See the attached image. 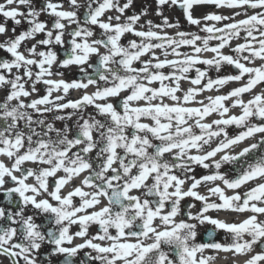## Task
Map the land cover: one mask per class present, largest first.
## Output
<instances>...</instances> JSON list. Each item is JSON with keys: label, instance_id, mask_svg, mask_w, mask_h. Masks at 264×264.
<instances>
[{"label": "snow or ice", "instance_id": "1", "mask_svg": "<svg viewBox=\"0 0 264 264\" xmlns=\"http://www.w3.org/2000/svg\"><path fill=\"white\" fill-rule=\"evenodd\" d=\"M155 2L162 23L128 14L134 0H0V264L264 262V0ZM163 7L197 30L169 34ZM70 66L77 78H53ZM205 224L223 239L197 242Z\"/></svg>", "mask_w": 264, "mask_h": 264}, {"label": "flooded vegetation", "instance_id": "2", "mask_svg": "<svg viewBox=\"0 0 264 264\" xmlns=\"http://www.w3.org/2000/svg\"><path fill=\"white\" fill-rule=\"evenodd\" d=\"M65 7H67L66 4H65ZM143 7H147L148 8V15H147V17L142 18L141 23H143L144 19H151L154 23H162L163 17L162 16H159V15H156V12H155V9L157 8V4H156L155 0H134V6H133V8L130 10V12L128 14H131V12H139L141 10V8H143ZM161 10L163 11L164 16H167L168 17V19H169L170 22L175 23L176 21H179V24H180V27L179 28L165 29V31H167L169 34H175V32H177V31H196L197 30L195 26L190 25L186 21V19L184 18L183 13H182V11H181L180 8H178V7H163ZM208 11H215V12L223 13L225 15H231L233 12L239 11V9H227V8L215 9V8H211V7H208V6H200V7H198L195 10V15L199 16L202 13L208 12ZM108 14L109 15H114L115 13H108ZM236 18L237 19H241L243 17H236ZM9 25L11 26V22H9ZM26 27H27L26 24H22L20 26L21 29H24ZM73 27H74V25H73ZM201 35H203V33H201ZM122 42H126L125 38H122ZM237 42H239V41H233L232 43L235 44ZM211 43L214 44L215 42L213 41ZM57 50L59 51V49H57ZM183 50L186 51L187 49L185 48ZM224 51H225V53H228L229 52V49L228 48H225ZM0 55H6V54L3 53V52H0ZM205 55L210 56L211 53H206ZM93 59H95V58L93 57ZM256 63L259 64V61H257ZM201 67H203V66H201ZM62 71L65 72L64 77L56 76V77H53V78H55V79L63 78L65 80H71V79H75V78H77L79 76V71H78V69H77L76 66H70L67 69H63ZM230 73L234 74L235 73V69L232 68L231 66L225 65L221 69L220 75L230 74ZM190 75L191 76H194L195 75L194 71L192 73H190ZM209 75L212 76L213 78H215L216 75H217V73L214 70H210L209 71ZM243 82L244 81H240V82H229L227 85L223 86L219 90V92H217L215 90L208 91V92H204L203 94H201L200 96H198L197 99H204V97H206V96H215L217 94H226L232 88H234L236 86H239ZM182 85L185 88H187L188 86H190L188 84V82H186V81L182 82ZM92 90H93L92 88H89L88 91L91 92ZM261 91H264V86L257 87L254 90V92H257V93L258 92H261ZM80 94L81 93L78 90H71L68 98L69 99H74V98H77ZM251 95L252 94H244L243 95V99L245 101H247L248 99L251 98ZM225 103H226V105L230 106L231 105V100L226 101ZM66 111H69V110H66ZM88 111H92V109L89 108ZM239 113H240V109L239 108H231L230 107V114H239ZM46 118L48 120H52L53 119V117H52L51 114H48ZM216 118H218V116L216 114H213L210 118H207V119L210 122L211 119H216ZM55 123H56V126L57 127H62L63 122L56 121ZM68 123L71 126L72 122L69 121ZM228 131H229L230 134H234L235 132L238 131V129H236L235 126H231V127H229ZM252 142H254V141L247 140V141L243 142L235 150L236 151H239L240 148L245 147L249 143H252ZM217 158H219V156ZM231 170H232V165H228V164L223 165L222 166V169H221V171L228 172L229 174H231ZM209 171L210 170L203 169L200 166H197L196 167V174H197V176L203 175V174H208ZM76 183H79V181H77ZM217 183H220V182H217ZM211 186H213V185H208V186H203L202 185L198 190L200 191L201 194L207 195V187H211ZM221 186L223 187L222 184H221ZM185 187H187V185H185ZM248 187H251V184H249ZM65 190H67V189H65ZM245 190H246V188L245 187H242L238 191H240L242 193ZM225 194L226 195H232L233 194V190L225 189ZM0 199H2V196H0ZM211 199L212 200H216L217 197H212ZM189 203H195L196 204V208L193 209L194 212L197 211L200 208V202L199 201H194L192 198H186L182 202V204H184V205H187ZM209 215H212L213 217H219V218L224 219V220H226L228 222H240L243 219H245L248 215H251V213H248V212H245V213H236V212H231V211H220V212L210 211L209 212ZM180 218L181 217H178L177 219H180ZM260 219H264V217H260ZM37 222L38 223L43 222V218L39 219ZM212 227L213 226H211L209 224H205V225H202V226H198L197 242H204V241L209 240V239L222 240L223 237H224V232L222 230H218L215 233V235L213 237H211V238L207 236V232L210 231L212 229ZM77 242H79V241H77ZM165 250H167V249H165ZM261 250L262 249L259 246H257L255 248V252H260ZM80 256L81 257L83 256V253L82 252L80 253ZM224 256H228L229 259H228L227 262L224 261L223 259H221ZM219 257H221V258H218L217 259L216 264H231L232 257H231V254L230 253H220L219 254ZM55 259H56L57 264H58V261L60 259H62V257H57ZM236 259L240 262V264H242L243 260L246 259V257L245 256H239ZM5 264H7V261H5ZM261 264H264V262H261Z\"/></svg>", "mask_w": 264, "mask_h": 264}]
</instances>
